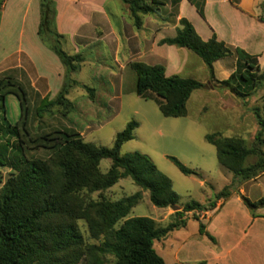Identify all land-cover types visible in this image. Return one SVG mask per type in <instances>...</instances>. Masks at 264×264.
<instances>
[{
	"label": "trees",
	"instance_id": "trees-1",
	"mask_svg": "<svg viewBox=\"0 0 264 264\" xmlns=\"http://www.w3.org/2000/svg\"><path fill=\"white\" fill-rule=\"evenodd\" d=\"M121 1L129 7L137 29L142 28L144 16L155 14L164 6V0ZM5 3L6 0H0V21ZM262 7L264 11V3ZM199 12L203 16L201 8ZM56 20L55 0H40L38 36L59 57L66 76L55 98H43L37 109L39 119L52 115L57 107L65 110L64 116L74 111L68 95L80 83L70 80L69 76L80 72L86 62L83 53L72 55L63 49L66 36L58 31ZM259 20L264 23V15ZM180 23L177 35L160 44L186 48L199 56L210 71L208 83L179 75L167 76L163 65L143 62L129 65L137 74V95L145 100L154 99L164 117H187L188 102L198 90H228L242 100L264 90V70L256 57L242 49L233 50L217 35L203 40L186 18ZM233 55L238 58L239 69L228 80H217L214 64ZM85 88L94 94V89ZM11 95L18 99L20 111L28 113L26 91L14 77L6 75L0 79V168L12 167L13 172L0 189V264H167L154 248L156 241L186 228L190 214L201 221L196 213L213 211L220 202V208L223 207L244 183L264 175V109L259 107L252 109L260 130L251 146L242 138L225 137L221 133L206 136V141L216 148L219 163L234 175L231 184L207 204L191 201L180 210L177 207L181 196L172 180L147 155L121 154L122 146L135 138L137 121L130 122L117 135L113 147L86 142L75 131H55L31 138L27 143L22 134V131L29 134L27 120L20 127L19 120L12 123L9 119L7 97ZM39 148L48 150L49 157H28L27 151ZM252 157L256 161L248 165ZM169 159L184 175L202 177L178 159ZM104 160L112 161L106 173L101 170ZM127 178L141 190L117 201L104 197L105 192ZM144 192H149L154 206L175 209L166 227L158 226L150 217H130L144 199ZM96 193H99L98 199L93 198ZM240 195L254 219L264 218L257 215L258 210L264 209V198L252 201ZM79 221L87 224L89 239L98 244L87 241ZM200 233L217 244L202 221Z\"/></svg>",
	"mask_w": 264,
	"mask_h": 264
},
{
	"label": "rangeland",
	"instance_id": "rangeland-1",
	"mask_svg": "<svg viewBox=\"0 0 264 264\" xmlns=\"http://www.w3.org/2000/svg\"><path fill=\"white\" fill-rule=\"evenodd\" d=\"M28 1L23 3V0H9L7 3L9 14H13V18L19 22L13 35L14 47L18 46L20 33L26 32L27 35L36 23L39 24V1L31 0L27 4ZM82 4L80 2L75 6L79 15L83 14ZM107 10L116 24H120L124 18L125 26H132L127 6L121 0H111ZM24 20H27V25L23 24ZM82 21H86V17H80V22ZM91 28L89 25L88 30L84 29L83 33L88 42L80 48L86 62L80 72L69 76L70 80L80 83V86H73L68 95V99L75 106L74 111L64 116L65 110L57 107L52 115L39 119L37 109L43 97L53 99L56 94H39L31 87L28 79L21 72H17L12 77L27 93L28 102L25 107L28 113L20 111L18 99L11 95L7 97L9 119L12 123L19 120L20 127L27 120L26 127L30 135L22 131L27 143L31 138L36 139L55 131H75L86 142L105 147H113L117 135L130 122L137 121L139 127L135 131V138L122 146L121 154L140 152L147 155L172 180L174 189L181 196L177 207L180 210L191 201L207 204L231 184L234 175L219 163L216 148L206 141V136L221 133L225 137L242 138L251 146L260 130L252 109H264L263 90L246 100L238 98L228 90L217 89L216 94H212L210 90H202V96L197 94L200 96L195 95L189 100L187 117L166 118L154 99L145 100L137 95V74L128 64L132 57L127 45L122 44V52L117 60L111 51L112 47L106 49L97 40L106 29L100 26ZM126 31L130 32L129 29ZM133 31L137 33L136 29ZM65 36L66 41L62 47L67 53L74 54L72 46L67 44L70 36ZM190 53L192 58L200 61L196 54ZM57 59L60 62L58 57ZM187 74L183 73L182 76ZM6 75L0 74V79ZM209 77L207 68L196 75V80L204 82ZM85 86L94 89V94L91 95ZM34 146L32 144L31 148ZM27 155L30 158L46 159L50 152L39 148L38 151H27ZM170 157L198 171L202 177L184 175ZM255 161L256 158L252 157L248 165ZM111 165V160H104L101 163L102 172H108ZM11 172L12 167L0 168V189ZM244 184L213 220L222 202L213 211L196 213L202 223L206 224L208 232L217 239V244L201 235V221L190 214L186 228L176 230L168 238L155 242L157 253L167 264H264V218L254 219L240 195V190L244 188L245 196L250 200L264 198V175L249 181L245 187ZM140 190L131 178H127L103 195L110 201H117ZM143 195L144 199L133 209L130 217H150L158 226L166 227L171 222L175 209L158 208L151 202L149 192H144ZM93 198L98 199L99 193L93 194ZM262 213L264 209L257 211L259 216H263L260 215ZM78 224L89 243H99L89 239L88 226L84 221H79ZM221 249L223 255L216 259L215 253ZM110 259L113 261L111 257Z\"/></svg>",
	"mask_w": 264,
	"mask_h": 264
},
{
	"label": "crops",
	"instance_id": "crops-1",
	"mask_svg": "<svg viewBox=\"0 0 264 264\" xmlns=\"http://www.w3.org/2000/svg\"><path fill=\"white\" fill-rule=\"evenodd\" d=\"M8 1L6 0L0 21V74L13 76L21 72L39 94L57 95L64 86L66 69L61 60L58 61V56L40 40L38 36L40 18L39 24L36 23L27 35L26 32L20 33L18 46L14 47L13 35L19 27V22L13 18V14H9ZM25 1L27 0H23V3ZM38 1L40 4V0ZM55 1L58 9V31L70 36L67 44L72 46L74 54L82 53L80 50L82 44L88 42L83 33L84 29H87L89 25L91 29L100 26L106 29V32L97 40L106 49L112 47L111 51L117 60L122 52V44H126L132 57V61L128 62L129 65L131 62H143L152 66L163 65L167 76L179 75L196 79L197 74L208 68L199 56L197 57L200 61L192 58L190 53L192 51L186 48L160 44L164 39L174 38L178 29L181 28V20L186 18L195 26L203 40L208 41L217 35L220 41L233 50L242 49L256 57L261 69L264 70V23L259 20L264 15L262 7L264 0H164V6L157 13L143 17L141 29L134 26L127 5L129 17L132 20V26L128 27L123 23L124 18L120 24L113 21L112 14L107 10L111 0ZM80 2L83 3L81 15L75 9ZM200 8L203 16L199 12ZM80 17H86V21L80 22ZM25 21L27 20H24L23 24L27 25ZM134 29L137 33L133 31ZM239 66L236 55L217 61L214 64L216 79L228 80ZM183 73L188 74L182 76ZM210 79L211 75L203 83H208ZM210 91L216 94L217 89ZM201 92L202 90L195 91L190 101L197 94L202 96ZM247 184L248 182L244 184V187ZM240 193L245 196V189L242 188ZM223 207L220 210L218 208L219 211L212 220ZM222 255L223 249L215 253V258L219 259Z\"/></svg>",
	"mask_w": 264,
	"mask_h": 264
}]
</instances>
